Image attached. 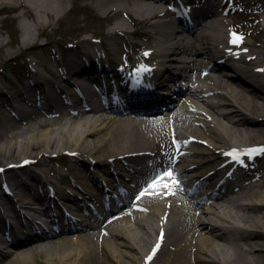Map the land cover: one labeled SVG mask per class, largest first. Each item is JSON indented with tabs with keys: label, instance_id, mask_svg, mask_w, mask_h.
I'll use <instances>...</instances> for the list:
<instances>
[{
	"label": "bare ground",
	"instance_id": "6f19581e",
	"mask_svg": "<svg viewBox=\"0 0 264 264\" xmlns=\"http://www.w3.org/2000/svg\"><path fill=\"white\" fill-rule=\"evenodd\" d=\"M84 1L99 16L105 17L111 10V0ZM224 1L202 0L201 8L193 12L195 22L188 25L190 33L197 27L199 33L195 37L178 36L180 31L175 30L173 38L177 37L179 44L174 48L163 35L166 28L154 21L149 23L152 37H146L145 44L131 42L133 47L149 52L147 56L139 55V62L150 60L163 65L158 72L155 70L158 75L167 73L163 86L171 80L177 87L159 121L146 122L150 125L146 129L127 118L85 115L69 120L57 113L54 116L58 118L39 119L35 124L18 127L21 103L32 99L35 90L43 85L44 92L54 97L58 81L39 74L25 90L4 92L0 87V108L12 110L0 124V166L14 164L2 176L6 183L15 181L21 186L29 181L45 184V193L60 200L57 208L63 220L59 224L61 219L52 216L40 224L38 232L28 235L24 231V215L18 217L16 224L2 219L0 229L10 234L11 246L5 248L0 237V264H149L145 251L160 228L164 230V242L172 244L163 264H264V164L253 170L255 180L248 183L250 188L246 192H241L245 175L252 170H231L233 166L225 162L223 154L229 145L264 138V0H235L243 10L241 14L251 22L253 34L234 59L225 43L229 12L223 11L227 5ZM12 6L21 7L15 16L21 34L17 49L2 51L6 56H16L19 48L36 44L40 35H46L47 27L68 9L67 0H0V11ZM127 27L117 18L107 32L113 39L126 32ZM204 34L208 49L200 39ZM93 44L89 37L81 40L83 59L89 58L90 62H98L101 69L109 70L107 62L114 63V57L100 54ZM4 45L0 40V47ZM211 51L225 61L209 65L207 59L213 60ZM83 59H59L60 78L78 77L86 67ZM241 61L246 65L242 66ZM168 67H172L171 72ZM117 74L124 77L122 71L117 70ZM127 81L131 79L123 78V83ZM65 85H69L68 80ZM157 100L163 103L165 97ZM204 106L210 110L206 112ZM134 111L148 109L140 107ZM40 123L50 126L37 133L35 127ZM172 138L180 145L175 163L171 158ZM68 145L72 147L70 151H77L74 160L82 165L96 161L101 171L76 163L64 170L51 165L41 167L62 156ZM27 146L38 149L32 153ZM25 158L34 159L39 169L20 166ZM164 164L174 170L185 187H175L172 195H145L137 206L133 205L131 191ZM209 165L213 167L212 174L196 180L197 173L207 170ZM120 168L128 171L125 175L131 186L121 181L125 197L113 222L106 224L102 215L92 217L78 197L81 195L70 193L72 189L66 186H73L95 203L106 184L113 187ZM47 169L53 171L54 179L44 174ZM21 193L33 195L26 189ZM30 199L24 202L32 203ZM10 201V197L7 202L0 200V211L9 209ZM132 252L139 253L140 258Z\"/></svg>",
	"mask_w": 264,
	"mask_h": 264
},
{
	"label": "rangeland",
	"instance_id": "374dc122",
	"mask_svg": "<svg viewBox=\"0 0 264 264\" xmlns=\"http://www.w3.org/2000/svg\"><path fill=\"white\" fill-rule=\"evenodd\" d=\"M83 4H86V8L80 7ZM67 6V11L64 12L57 21H54L47 27L46 35H40L38 38V42H36V44L34 45L19 48L18 54L16 56H6L4 55V53L2 54V51L5 52L8 49L12 50L18 48V38L21 34V26L15 19L17 12H10L9 10L4 9L0 11V40L2 42H5L3 48L0 47V87L4 92H10L14 89H27L31 81L39 78V74H42L49 80L58 81L59 84L66 82L67 78L64 80L60 78L59 74H61L62 71L57 61L61 58L67 59L70 56L77 57L78 59L79 57H81V59H83L84 56L81 53V40L84 37L91 38L92 42H94L93 45L97 47V50L102 55H106L109 58L114 57V63L111 60L108 61L109 66L115 68H123L127 66V62L125 61L126 56L130 57L131 59L133 56H136V54L139 53V50H137L138 48L135 49V47L130 45L131 42L137 41L144 44L146 42V37L149 38L150 36V33L148 32L150 23L149 21L146 20L144 21V23H141L139 25H137L136 23L132 25L128 22V19H126L124 15L121 14V16L119 17L126 21L125 24L128 26L127 31L124 33L116 34V37H113L112 39L109 37V33L107 32V30L109 25L116 18L109 15H107L106 17L99 16L90 6V4L85 3L84 0H67ZM229 20L231 21L230 25L235 29L238 28L246 34H252L253 26L250 22H247L240 14L230 15ZM228 27L229 26H226L225 28L228 29ZM251 38V35L250 37L246 35L247 41H250ZM98 39L100 40L99 42ZM204 46H206V44H204ZM91 51V55H95L93 48L91 49ZM84 61L85 59L83 60V62ZM24 69L30 72V77L26 76L27 78L18 80L16 75H22ZM168 69H170L171 71L172 67H168ZM255 79L259 78L257 77ZM66 90L69 92L71 88H66ZM204 107L208 111L207 106ZM10 114V110H4L0 108V124L8 116H10ZM63 118L76 120V117L74 116H65ZM48 126H50L49 123H40L38 127H35V131L38 133ZM262 139L264 141V138ZM250 140V142L252 143L260 141L256 138H251ZM170 143L172 145L171 141ZM26 148L32 153H34L38 149H31L28 146ZM70 148L72 147L68 145L66 151H69ZM172 155H174L173 152ZM74 159V155L69 156L64 153L59 158L46 161L45 164L41 165V167H47L48 165H51L54 167V169L64 170L69 166L70 163H76L80 167L84 166V168H88L89 166L91 167V169L94 168L97 171H101V168H98L99 164H97L96 161L91 162V165L88 163L82 165V162L80 164V161H76ZM88 162H90V159L88 160ZM263 164L264 157L251 166L254 167L259 165L261 167ZM39 166L40 165L37 163H30L25 167H30L38 170ZM163 166L168 167L166 166V164ZM212 168L213 167L209 165V168L207 170L199 171L197 173L199 174V177L196 180L201 181L205 175L210 176L212 174ZM118 172L120 174H118V177L120 179L122 178L121 175H123V173L128 174V171L124 170V168H120ZM152 172L145 177L143 182L137 185H143L155 171L153 173ZM44 174L47 176V178L54 179L53 171L47 169ZM2 175L3 174L0 173V179L2 178ZM126 177L123 180H125ZM129 186H131V183L129 184ZM243 187L244 188L241 190V192H246L247 189L250 188L248 184H243ZM67 188H71L73 192L83 196L73 186L71 187L69 185L67 186ZM102 191H104L105 193V190L102 189ZM52 203L54 202L52 201ZM170 246H172V244H170L166 240V242L160 248V251L158 252L155 260L151 264H163L167 259L166 257L169 255ZM132 255L136 258H140L139 253L132 252Z\"/></svg>",
	"mask_w": 264,
	"mask_h": 264
},
{
	"label": "snow or ice",
	"instance_id": "6c2138e0",
	"mask_svg": "<svg viewBox=\"0 0 264 264\" xmlns=\"http://www.w3.org/2000/svg\"><path fill=\"white\" fill-rule=\"evenodd\" d=\"M241 37L236 35L235 33L232 34V39L230 40V43L238 44L241 41ZM145 56L148 55V53H144ZM137 72H147L150 71L146 66H140L137 70ZM257 153H264V146H258L251 149L246 150L245 152H240V150L233 149L227 153H225L226 156H230L233 160L239 161V156L241 154L246 155H254ZM25 163H28L25 161ZM169 181L170 183H166L165 181ZM181 182L177 179L176 174L171 169H165L161 171H157L155 175L149 177L146 180L145 186L141 188L139 193L136 195L135 199L140 200L145 195H152V196H158V195H172L173 194V188L179 186ZM160 247L159 242L155 245V247L152 249V253L146 258V260H151L153 255H155L157 249Z\"/></svg>",
	"mask_w": 264,
	"mask_h": 264
}]
</instances>
